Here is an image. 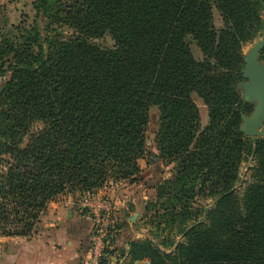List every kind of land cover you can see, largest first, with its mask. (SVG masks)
<instances>
[{
    "label": "trees",
    "instance_id": "1",
    "mask_svg": "<svg viewBox=\"0 0 264 264\" xmlns=\"http://www.w3.org/2000/svg\"><path fill=\"white\" fill-rule=\"evenodd\" d=\"M33 10L32 25L0 40V237L30 238L59 196L136 183L156 107V149L174 165L156 198L182 240L171 253L132 240L127 263L264 264V138L239 132L253 104L237 90L242 48L264 29L260 0H34ZM104 36L112 49L94 43Z\"/></svg>",
    "mask_w": 264,
    "mask_h": 264
},
{
    "label": "rangeland",
    "instance_id": "2",
    "mask_svg": "<svg viewBox=\"0 0 264 264\" xmlns=\"http://www.w3.org/2000/svg\"><path fill=\"white\" fill-rule=\"evenodd\" d=\"M33 2L34 0H0V40L3 37H9L16 33V27H28L32 25L36 19ZM213 25L216 31L220 30L223 26L220 15L216 10H213ZM64 34L69 35V32L64 31ZM259 39L260 35L250 44L243 46L242 54H246L248 47ZM94 43L103 49H112L113 47V42L109 36L95 40ZM189 46L194 59L201 60L202 55L195 43L189 40ZM238 92L241 94V91L238 90ZM191 99L198 109L200 119L199 129L202 130L208 123L206 106L194 93L191 95ZM158 127V109L151 107L145 135L146 153L144 159L140 162L141 173L137 182L134 184H128L127 182L108 184L92 195V198L94 199L93 206L104 204L110 210L109 212H103L105 215L101 213L102 217L100 218L104 225H107L106 228L109 229L110 233L113 234L116 228L121 227L123 223L127 222L124 221V217L129 213L131 215L138 213L136 221L127 222V224L131 225L133 232H135L134 240L149 239L154 244H158L162 252L171 253L175 246L172 247L170 243H173L174 240L181 241L182 239L178 234L176 223L173 225L169 218H161V201L156 198L157 188L163 181L170 178L174 167L173 164H166L159 157L155 144V135ZM250 165L249 161L245 162L240 169V182L236 187L239 194L242 193L244 181L248 175L247 169ZM71 201L73 207L80 208L79 204L82 199L74 197ZM211 205V200L207 199V201L200 202L199 208L204 207L208 209ZM79 210L89 216L90 226H92L93 217H91L90 211L86 209ZM112 215L115 217L113 220ZM200 219L203 220V217L200 216ZM124 253L125 250H122L119 252V255L123 257ZM134 263L148 264L146 260Z\"/></svg>",
    "mask_w": 264,
    "mask_h": 264
},
{
    "label": "crops",
    "instance_id": "3",
    "mask_svg": "<svg viewBox=\"0 0 264 264\" xmlns=\"http://www.w3.org/2000/svg\"><path fill=\"white\" fill-rule=\"evenodd\" d=\"M71 199L64 195L50 202L30 238L0 237V264H85L89 253L90 218L73 207ZM134 235L127 222L116 228L108 264H127L126 256L121 257L119 252L127 250Z\"/></svg>",
    "mask_w": 264,
    "mask_h": 264
},
{
    "label": "water",
    "instance_id": "4",
    "mask_svg": "<svg viewBox=\"0 0 264 264\" xmlns=\"http://www.w3.org/2000/svg\"><path fill=\"white\" fill-rule=\"evenodd\" d=\"M260 3L264 9L263 0H260ZM263 47L264 29L260 39L252 43L246 54L243 55L244 66L240 71L242 81L237 85L242 98L247 103L253 104L250 115L241 114L240 116L239 132L244 137L264 138V63L258 59ZM137 217L138 213H134L128 216L126 221L134 222Z\"/></svg>",
    "mask_w": 264,
    "mask_h": 264
},
{
    "label": "built area",
    "instance_id": "5",
    "mask_svg": "<svg viewBox=\"0 0 264 264\" xmlns=\"http://www.w3.org/2000/svg\"><path fill=\"white\" fill-rule=\"evenodd\" d=\"M93 203L92 196H87L79 204V209L90 211L91 217H93L89 235V253L85 264H103L106 257L105 251L110 248L109 238L112 233L109 234V229L106 228L107 225H104L100 218L103 214L105 215L103 212H109L110 210L104 204L93 206ZM113 218L115 217L112 215V220Z\"/></svg>",
    "mask_w": 264,
    "mask_h": 264
}]
</instances>
